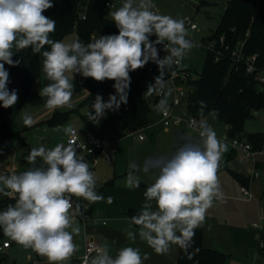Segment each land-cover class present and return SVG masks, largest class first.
<instances>
[{
    "label": "clouds",
    "instance_id": "1",
    "mask_svg": "<svg viewBox=\"0 0 264 264\" xmlns=\"http://www.w3.org/2000/svg\"><path fill=\"white\" fill-rule=\"evenodd\" d=\"M53 6V0H0V106L10 108L18 102L17 90L8 88L10 74L5 65L18 66L20 60H14V55L31 48L43 57L42 70L49 83L39 94L47 98L45 106L49 109L73 107L74 74L97 82L112 80L115 94L107 101L97 94L87 113L89 121L99 124L107 111L127 104L130 72L151 61L159 74L144 95L161 96L156 110L169 115L171 91H165V69L181 66L196 46L188 38L183 19L160 14L153 0H122L119 7L108 12L118 34L92 37L88 43L79 39L66 43L51 38L56 21L44 12ZM108 7L112 9V5ZM153 36L155 40L150 39ZM158 45H163L166 53L162 58ZM45 46L49 50L42 51ZM199 104V121L189 123V127H197L198 140L185 138L171 156L146 160L143 165L135 161L128 164L126 187H139L141 172L152 173L154 178L144 192L140 211L129 218V229L134 225L137 230H126V236L132 242L139 236L157 254H167L173 245L187 251L195 229L205 223L207 210L224 198L218 170L228 145L209 123V117L215 120L218 111L210 110L205 116L207 104ZM22 121L28 127L34 123L27 113ZM57 130L69 137L67 144L33 147L25 159L34 167L0 175V194L14 195V203L0 211V229L18 245L46 257L49 264H65L78 251L74 236L81 229L70 214L73 197L89 203L104 200L96 192L95 172L78 155L75 129L66 125ZM38 160L42 163L35 166ZM107 202L112 203V197ZM76 212H80L79 204ZM149 258L148 253L132 246L121 247L113 256L105 244L89 264H144Z\"/></svg>",
    "mask_w": 264,
    "mask_h": 264
},
{
    "label": "trees",
    "instance_id": "2",
    "mask_svg": "<svg viewBox=\"0 0 264 264\" xmlns=\"http://www.w3.org/2000/svg\"><path fill=\"white\" fill-rule=\"evenodd\" d=\"M107 0H53L54 6L44 12L56 21V31L51 34L54 40H63L66 35L76 30L81 42L88 43L95 33L101 35L118 34L115 24L106 17ZM83 14L86 16L83 18ZM224 43L221 44V38ZM150 39L155 40L153 36ZM207 40L217 41L218 48L222 50L220 60H216V53L208 50L204 70L197 78L191 77L185 82L187 87L192 85L186 103L190 114L198 115L200 101L207 104L204 115L210 110H217V120L229 125V137L240 136L245 138L257 152L264 151V133H248L244 136L246 122L255 117V111L264 110V91L260 90V84L256 78L257 72H247V62L242 61L233 65L232 50L243 43L245 57L256 55V67L264 70V0H228L225 12L217 30ZM160 49V45L157 46ZM44 50H49L45 46ZM160 55V54H159ZM30 60L25 79V96L36 94L42 82L49 81L42 70L43 57L40 53L32 55L20 53V63L15 72L20 71L21 65L27 59ZM142 69V68H141ZM141 69L131 73L137 75ZM165 81L167 79H164ZM147 88L135 89L130 85L127 104H122L117 111H111L101 119L99 124L89 121L88 116L83 119L88 130L98 136L117 140L127 136L131 131L140 130L149 123V114L153 106L159 102L155 96L154 102L149 101L144 93ZM106 99V98H105ZM107 100V99H106ZM169 104V103H168ZM77 110L56 115L51 123H60ZM9 122L5 121L0 130V143L11 135H17L9 131ZM243 184L249 183V178L236 174ZM14 203L11 199L0 203V211ZM140 210H128V216L136 215ZM4 234L0 229V238ZM204 235L200 229H195L192 246L184 251L179 248V264H227V255L204 246ZM263 254V250H261ZM6 261V255L0 253V264Z\"/></svg>",
    "mask_w": 264,
    "mask_h": 264
},
{
    "label": "rangeland",
    "instance_id": "3",
    "mask_svg": "<svg viewBox=\"0 0 264 264\" xmlns=\"http://www.w3.org/2000/svg\"><path fill=\"white\" fill-rule=\"evenodd\" d=\"M228 0H153L156 7L159 9L160 14L169 15L176 19H184L189 17L194 19L198 25V29L189 32V39L194 41H208L207 39L212 36V34L217 30L222 16L225 12V5ZM113 9L106 10V17L108 12ZM99 33H95L93 37H99ZM78 38L76 30L66 35L63 39L64 42H70ZM208 53V48L206 46L194 47L188 56L182 62V65L177 67L173 66L171 69H165L164 73L168 74L169 79L173 74L183 75L184 73H189L193 77L197 78L203 73L206 56ZM166 55L165 52L160 53L162 58ZM158 68V66L149 62L146 64L141 71L135 75L130 72L131 86L137 87V77L141 73V87H147L151 84L148 81L149 78H144V72L153 71ZM25 71V64L21 65L20 73L23 74ZM74 95L72 98V108H57L49 109L45 106L46 97L43 98L40 94H33L23 101L19 105V110L15 118L11 120V125L9 130L11 132L19 133L22 141L18 139L16 135H12L9 139L12 142L14 151L8 147L0 148V175H8L12 173L23 172L34 165L27 162L25 157L29 154L33 147H38L40 144H44L47 147H53L56 143H65L67 136L63 131H58V128H62L66 125H71L75 128L81 135H84L88 128L83 119L84 116H88L87 113L91 111V104L94 102L97 94H100L105 101L109 98L110 94H115V89L112 80H105L103 82H97L92 78H84L79 74H74ZM48 83L45 80L42 82L40 88L46 86ZM143 85V86H142ZM40 88L37 90L39 93ZM18 93V100L24 95V89L20 83V88ZM156 94L152 96H147L149 101L154 98ZM17 104V103H16ZM16 104L14 105L16 107ZM169 105V112L173 114L175 118L181 119L182 122L179 124H172L170 126H165L164 118L162 113L156 110V107L152 108L149 114L148 126L142 130L131 133L121 139L112 140L106 151L101 153L94 161L89 159L88 155L84 152H78V155L84 157L89 163L90 168L96 174L97 189L102 190L106 188V182L109 180H114L116 186L124 187L125 177L128 172V164L132 161L137 162L140 165L146 160L154 159L161 156H171L184 142L185 138H192L198 140V133L188 127L187 121H189L191 114L185 103L180 105ZM17 109V108H15ZM77 110L78 113H73L64 121L60 123H51V120L58 114H63L66 112H71ZM21 111V112H20ZM109 111H107L108 113ZM27 113L32 116L34 123L32 126L28 127L23 124L22 115ZM8 116L7 111H3V107L0 106V128L4 120V116ZM209 123L213 126L217 137L224 141L228 145L227 155H229L233 148L231 146V138L228 135L227 129L224 125L218 124L215 120L209 117ZM264 131V114L260 112L258 116L249 119L245 125L244 136L248 133H262ZM193 133L192 137L188 134ZM143 136V139H140ZM26 143L27 145L23 144ZM66 144V143H65ZM107 155H110L113 159V165H108L106 160ZM42 162L37 161L39 166ZM116 168V174L113 169ZM8 170V171H6ZM4 172V173H2ZM141 179L148 177V180L153 181L152 173H139ZM107 177V180H105ZM151 177V178H150ZM10 199L9 196H4L0 194V203H5L6 200ZM75 201H82L91 207V203L73 197L72 203ZM260 223V221H258ZM259 230V229H258ZM260 232V231H259ZM8 241L12 243V248L6 250L4 254L13 252V260L10 259L11 264H23L27 259V252L32 251L31 249H25L18 245L16 242L12 241L8 237L0 239L1 242ZM259 244V237H258ZM10 257V256H9ZM252 260L246 264H264L262 260L258 259ZM236 264H244L242 261L235 259Z\"/></svg>",
    "mask_w": 264,
    "mask_h": 264
},
{
    "label": "crops",
    "instance_id": "4",
    "mask_svg": "<svg viewBox=\"0 0 264 264\" xmlns=\"http://www.w3.org/2000/svg\"><path fill=\"white\" fill-rule=\"evenodd\" d=\"M30 50L31 48H28L17 52L13 59L19 60L20 53H27ZM34 54L36 53L32 52V55ZM30 60L31 59L29 58L23 62V64H25V71L20 77V83L24 89V95L21 100H18L16 107L3 108V111H7L9 115L4 116L0 130L4 127L5 121L9 122L8 128L10 127L11 120L15 118L18 113L17 111L22 110L19 109V105L29 98L25 96L24 87ZM5 68L9 71L10 80L15 72L16 66L11 67L6 64ZM158 74V68L153 71H146L143 74V79L149 77L147 80L151 81L150 83L152 84L154 83V77ZM168 74L170 73H164V79L168 78ZM136 83L137 87H133L135 89L147 88L141 87V73L137 77ZM37 94L39 93L37 92ZM155 96L150 100L152 103L154 102ZM106 99L108 100V98ZM169 100L170 98L168 97V103L170 102ZM215 122L224 125L228 132L229 125L217 119H215ZM140 130L131 131L129 134L136 133ZM188 136L192 137L193 133H189ZM18 139L22 141L21 136L18 137ZM65 143L67 144V139ZM23 144L27 145L24 142ZM1 147L7 146L2 145ZM237 155V152L234 150L229 155H227V153L223 154L221 166L218 170V179L224 198L222 200L214 201L213 206L207 210L204 225L197 229H200L203 232V242L206 248L215 249L227 255V264H236L235 259L246 264L255 258L256 260H262L264 263V250L263 254H261L258 247V237L261 230L254 227V224H262L264 226V151L255 153L254 159L260 170V174L256 178L251 177L254 162L251 160L241 161ZM88 157L93 160L92 157ZM85 161L87 162V160ZM108 165L112 166L113 162H108ZM116 170V168L113 169L115 174ZM235 173L242 177L249 178V183L243 184L241 180L237 178ZM7 174H9V172ZM105 180H107V177ZM152 182L151 179L148 180V177H145L141 179L139 187L128 188L125 186V183L124 187L116 186L114 180L111 179L106 182L107 187L102 190H98L96 185L97 194L102 195L104 200L91 203V207L87 204H85L87 207H84L79 203L73 204V209L70 210V214L75 216L81 231L79 235L74 236V242L78 246V251L66 261L65 264H79L85 254L86 241L89 238L96 240L101 246L107 244L110 248V254L113 256L121 247L132 246L138 247L142 254H149L150 258L144 261V264H179L178 246L173 245L167 254H157L146 244V242L141 241L139 236H137L135 242L130 241L126 236V230H137L134 225L129 229L130 217L128 216V210L141 209L142 204L144 203V192L147 186ZM243 186H247L250 189L253 195L252 197L244 194L242 190ZM108 197H112V203L107 202ZM9 198L10 199L6 200V202L14 199V195H10ZM77 204L80 206L79 213L76 212ZM6 207L2 210H5ZM258 221H260V223ZM0 243L3 242L0 241ZM11 248L12 243L9 248L5 249V251L10 250ZM5 255L6 261L3 264H11L10 259L13 260L15 253H9L10 257L8 254ZM26 256L29 260L23 264H49L46 257L38 256L34 251H28Z\"/></svg>",
    "mask_w": 264,
    "mask_h": 264
},
{
    "label": "built area",
    "instance_id": "5",
    "mask_svg": "<svg viewBox=\"0 0 264 264\" xmlns=\"http://www.w3.org/2000/svg\"><path fill=\"white\" fill-rule=\"evenodd\" d=\"M122 4V0H107L106 1V7L107 9H110L108 6L112 5V9H114L115 7H119ZM156 10L159 11V9L156 7ZM160 13V11H159ZM86 16L83 14V18H85ZM185 21V27L188 29V32L190 31H195L198 29V25L196 24L194 19H191L189 17H186L183 19ZM221 44L224 43V37H222L221 39ZM196 47H201V46H206L208 48V50H211L212 52H215L217 57L216 60H220V56L223 54L222 50L220 48H218V42L211 40V41H194ZM243 43H239L238 46H236L235 49L232 50L231 56H232V60H233V65L234 64H239L242 61H246L247 62V72L249 74L255 73L257 72L256 78L260 84V90L264 91V70L259 71L256 67V59L257 56H251V57H245L243 54ZM164 52L163 51V45H160V52ZM151 62V61H149ZM191 75L189 73H184L183 75H179V74H173L171 75V77L169 79H167L166 82V89L165 91L167 92L168 90L171 91V94L168 96L170 98V102L169 104H173V105H180L182 103H184V101L186 100L187 96H188V92H189V86L187 87L186 85V81L188 78H190ZM157 98L161 99L162 97L159 95H156ZM263 112L264 114V110L260 111ZM259 111H255V115L258 116L260 114ZM163 115V114H162ZM164 118V124L165 126H170L172 124H179L182 122L181 119L175 118L173 116V114L171 112H169V115L167 117L163 116ZM192 119H196L197 122L199 121V118H197V115H193L191 114V117L189 119V121H187L188 127H189V123ZM213 127V126H212ZM192 130L196 131L198 133V129L197 127H189ZM75 129V128H74ZM214 129V128H213ZM76 136L73 137V139H75L76 142V146H77V151L78 152H84L85 154H87L88 156L92 157L93 160H95L101 153H104L106 151V149L108 148L110 141H112V139L108 138V137H103V136H98L96 133H94L91 130H87V132L84 135H81L76 129ZM264 133V131H263ZM141 139H143V136H140ZM231 138V146L233 148V150L235 152H237V156L241 161H248L251 160L254 162V167L253 170L251 171V177L252 178H256L259 176L260 174V170L258 169V166L256 165L255 162V153L257 151H255L253 149V146L250 142H248L245 138H242L240 136H235V137H230ZM69 139V137H68ZM67 139V142H68ZM4 145L9 147L11 150H14L13 146H12V142L9 138H6L2 143H0V147ZM106 160L111 163L113 161L112 157L110 155H107ZM90 170H92V168H90ZM1 173V171H0ZM4 173V172H2ZM243 192L245 195L252 197V193L250 191V189L247 186H243L242 188ZM79 203L81 205H83L84 207H87V205H85L84 202L82 201H76L73 204ZM255 228H258L259 230H261V232L259 233V250H264V226L262 224H254ZM11 246V243L8 241H5L3 243H0V253H4L5 249L9 248ZM102 247L96 240L89 238L86 241V249H85V254L82 257L81 261L79 262V264H89L90 258L94 255H96V250L98 248ZM38 256H40L38 254Z\"/></svg>",
    "mask_w": 264,
    "mask_h": 264
},
{
    "label": "water",
    "instance_id": "6",
    "mask_svg": "<svg viewBox=\"0 0 264 264\" xmlns=\"http://www.w3.org/2000/svg\"><path fill=\"white\" fill-rule=\"evenodd\" d=\"M20 77H21V73L20 71H16L14 72V74L11 76L10 78V83L8 84V88L10 90L15 89V90H19L20 87ZM192 89V85L189 86V90ZM197 118L200 119V114L197 115Z\"/></svg>",
    "mask_w": 264,
    "mask_h": 264
}]
</instances>
